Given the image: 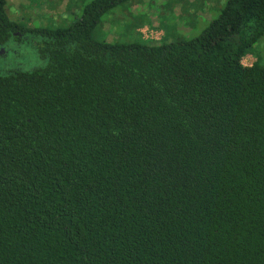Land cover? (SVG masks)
Masks as SVG:
<instances>
[{"label": "trees", "instance_id": "1", "mask_svg": "<svg viewBox=\"0 0 264 264\" xmlns=\"http://www.w3.org/2000/svg\"><path fill=\"white\" fill-rule=\"evenodd\" d=\"M128 0L33 28L0 72V264H264V0H225L195 36L96 41ZM0 0V44L18 39Z\"/></svg>", "mask_w": 264, "mask_h": 264}, {"label": "rangeland", "instance_id": "2", "mask_svg": "<svg viewBox=\"0 0 264 264\" xmlns=\"http://www.w3.org/2000/svg\"><path fill=\"white\" fill-rule=\"evenodd\" d=\"M89 0H6L8 18L24 31L0 44V72L29 71L45 64L36 49L33 28H58L78 18ZM225 0H128L104 13L92 32L96 41L160 43L188 39L215 18ZM264 65V34L241 58L243 65Z\"/></svg>", "mask_w": 264, "mask_h": 264}]
</instances>
